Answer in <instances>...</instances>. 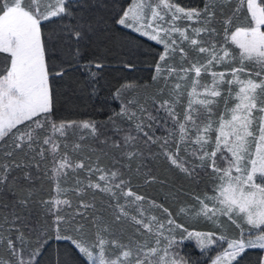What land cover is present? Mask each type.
Masks as SVG:
<instances>
[{"label": "snow or ice", "instance_id": "6c2138e0", "mask_svg": "<svg viewBox=\"0 0 264 264\" xmlns=\"http://www.w3.org/2000/svg\"><path fill=\"white\" fill-rule=\"evenodd\" d=\"M116 31L162 46L152 75L162 87L151 104L133 83L117 88L120 109L104 125L113 135L101 140L93 120L54 118L52 81L65 69L50 57L66 50L75 60ZM0 56V264H40L50 240L77 254L57 264H193L185 241L215 251L205 264H241L250 250L260 253L251 264H264V0H0ZM81 67L95 80L91 69L105 65ZM89 137L115 150L109 165L104 151L77 158ZM149 156L193 180L209 176L212 194L177 199L175 210L149 200L129 178L157 181L143 171ZM201 221L213 230H197Z\"/></svg>", "mask_w": 264, "mask_h": 264}, {"label": "trees", "instance_id": "16d2710c", "mask_svg": "<svg viewBox=\"0 0 264 264\" xmlns=\"http://www.w3.org/2000/svg\"><path fill=\"white\" fill-rule=\"evenodd\" d=\"M126 0H121L125 3ZM185 7H202L205 0H177ZM62 23L56 22L49 24L46 29L48 35L52 29L59 31ZM237 24L246 23L244 14L236 21ZM217 24V28H220ZM108 39L94 40L91 43L81 47L80 56L75 60L70 59V54L65 50L57 51L55 55L50 57V63L55 64L58 68L63 67L65 74L62 78H56L52 81L55 119L60 120H93L101 125V137L112 136L111 126L104 127L108 124V117L114 111H119L121 100L114 99L113 93L117 88L125 83H133L139 89V95L148 100L151 104V97L157 94L158 89L162 87L152 80L153 66L158 59V54L162 51V46L157 45L153 41L146 38L131 34L126 37L123 32L116 31L109 33ZM100 59L105 67L97 70L94 67L92 71L99 72L95 80L91 78L88 71L81 67V64L88 61ZM65 63L61 65L60 61ZM125 64H132V69L125 68ZM3 59L0 56V68H2ZM95 85V91H93ZM166 93L159 98H165ZM163 115V113H161ZM157 131V135H160ZM75 139V138H73ZM82 144L86 145L82 154H77V158L87 160L91 157L95 160L97 155H101L102 151L108 153V157L101 156V164L109 165L114 149L101 144L98 140L89 137ZM153 152H159L157 146H153ZM183 155V153H182ZM144 164L147 165L143 169L144 172L151 170V174L157 177V181L153 183H144L143 175L133 171L129 178L135 191L145 195L149 200H155L158 204H164L171 210L177 207V199L181 204H194L196 195H203L205 192L212 194L211 178L201 174L200 177L193 180L182 174L178 169L168 164L162 156H149L145 159ZM133 169L136 164L132 165ZM81 178L85 173L81 171ZM45 189L48 185H44ZM102 194H97V207H101ZM108 215V213H105ZM154 214H157L154 212ZM189 226H193V222H188ZM197 230L209 231L213 230V226L201 221L194 225ZM119 229L120 226H117ZM126 233L132 232L130 224L123 225ZM227 234L238 235V231L234 228L227 229ZM219 249H216L218 251ZM182 253L191 257L193 264H205L208 255H215L212 251L206 255H202L196 247L194 241H185L182 245ZM258 250H250L241 260V264H251L259 255ZM77 254L72 247L65 242L50 240L46 245L42 255L38 258L40 264H57L60 259H68L72 261Z\"/></svg>", "mask_w": 264, "mask_h": 264}, {"label": "rangeland", "instance_id": "374dc122", "mask_svg": "<svg viewBox=\"0 0 264 264\" xmlns=\"http://www.w3.org/2000/svg\"><path fill=\"white\" fill-rule=\"evenodd\" d=\"M161 46V45H160ZM226 230H227V228H226ZM232 236H234V234H232ZM231 237V236H230Z\"/></svg>", "mask_w": 264, "mask_h": 264}]
</instances>
